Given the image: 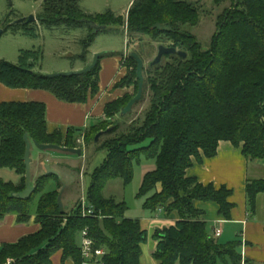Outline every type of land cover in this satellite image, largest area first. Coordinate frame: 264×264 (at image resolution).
Masks as SVG:
<instances>
[{"label":"trees","instance_id":"1","mask_svg":"<svg viewBox=\"0 0 264 264\" xmlns=\"http://www.w3.org/2000/svg\"><path fill=\"white\" fill-rule=\"evenodd\" d=\"M229 1V7L217 18L206 50L187 30L200 20L198 8L191 2L133 0L127 17L122 19L111 13L86 15L79 9V0L44 1L43 14L37 20L43 26H86L92 40L103 31L96 32L94 27L106 29L113 25L125 29L127 36L168 42L166 47L186 53V58L167 55L164 58L169 61L164 65L162 61L156 66L149 64L143 86V95L148 87L149 99L143 118L126 131L95 144L97 150L106 152V160L92 176L87 199L100 219L83 216L81 206L74 207L71 213H61L56 191L62 184L55 175L39 176L27 200L12 194L25 188V135L31 143L78 149L81 138L87 148L103 131L98 128L120 114L138 88L131 53L122 61L126 73L116 88L133 87L135 95L125 94L107 103L104 119L83 134L76 135L68 129L64 140L60 132L48 134L42 103L0 104V170L14 171L20 177L16 184L0 179V222L9 214L16 215L18 223L30 222V202L38 196L34 220L40 226L36 233L17 243L1 246L0 264L8 260L12 264H52L51 257L56 252L61 254V262L82 264L76 237L84 229L94 248L105 250L104 264H142L141 247L147 241V232L139 221L124 217V203L102 195L109 180L120 178L124 185L130 183L133 163L140 155L155 160V169L144 175L138 192L142 196L155 190L144 208H163L168 214L178 215L173 226L155 230L152 236L156 241L152 257L157 264H217L219 260L241 264L237 253L240 241L218 244L207 233V224L201 219L203 212L193 206L196 201L213 202L218 214L228 221L234 207L229 202L231 190L202 185L186 176L192 160L214 157L221 141L240 147L249 162H264V0ZM104 55L107 54L89 73L65 77H49L33 72L27 64L15 66L0 61V83L12 89L45 90L68 103H84L97 92L99 63ZM116 131L117 127L108 134ZM145 141L148 144L142 146ZM50 177L56 189L45 191L44 180ZM245 194L250 212L255 213L257 198L264 195V179H248Z\"/></svg>","mask_w":264,"mask_h":264},{"label":"rangeland","instance_id":"2","mask_svg":"<svg viewBox=\"0 0 264 264\" xmlns=\"http://www.w3.org/2000/svg\"><path fill=\"white\" fill-rule=\"evenodd\" d=\"M44 1L0 0V61L15 66L30 63L31 67L40 69L41 73L45 75H50L72 72L75 71V67H81V64L88 62L91 64L94 55L99 53L107 54L103 56L104 58L122 57L123 62L130 53H136L144 63L143 77L146 81L149 64L157 55V47L159 45L166 47L169 44L168 42L157 43L148 37L138 35L127 36L125 29L113 25L107 26L105 30L94 35L92 40L89 39L92 33L86 26L76 29L65 26L48 28L37 21L43 14ZM132 1L79 0V9L86 15L97 16L111 13L115 18L125 19ZM184 1L196 4L199 10V23L192 28H187V30L194 35L201 44L202 49L206 50L215 32L217 18L225 8L229 7L230 1ZM29 16H34L35 21L26 25L15 24L17 20L28 18ZM127 40L130 41L128 47ZM167 61L169 59H162V65ZM127 89L128 96L135 95L133 87H128ZM148 99L149 92L146 86L142 99L134 105L129 114L124 117L118 114L98 128L103 131L108 129L112 131L117 127V131L110 135L108 133L102 135L96 145L126 131L131 124L141 120L148 107ZM77 144L81 146L82 154L80 156L61 151L40 152L34 146L31 148L32 186L39 176L46 173L43 168L44 165H48L55 170L58 178H60L62 187L65 188L62 194V204L66 214L71 213L74 207H79L82 201L86 205L89 204L87 194L92 176L96 169L106 160V152L97 150L94 143L87 148L83 146L81 141H78ZM147 144L148 141H145L142 146ZM154 169L155 160L140 155L133 163V176L130 183L124 185L123 180L120 178L109 180L104 185L103 197L116 203H124L126 206L125 218L136 220L140 223L148 219L164 218L165 209L157 208L153 211L144 208L146 199L155 190L146 195L138 196L144 175ZM250 169L253 175L256 172L255 168L250 167ZM260 172H263V170ZM44 183L46 185L45 191L56 189V182L51 177L50 179H45ZM60 191L61 188L57 189L56 193L59 195ZM38 198L37 196L30 202V214L32 217H35ZM255 213L260 216L264 214V195H260L257 198ZM207 230L211 233L210 224H207ZM234 239V236L228 239V235L224 234L217 241L218 244L225 245L234 241ZM151 240V236L147 237L145 244L150 245ZM80 241V237L77 236V246ZM217 264L230 263L218 261Z\"/></svg>","mask_w":264,"mask_h":264},{"label":"crops","instance_id":"3","mask_svg":"<svg viewBox=\"0 0 264 264\" xmlns=\"http://www.w3.org/2000/svg\"><path fill=\"white\" fill-rule=\"evenodd\" d=\"M99 64L97 92L94 95H89L84 103H68L57 99L45 90L12 89L0 83V104L42 103L45 106L48 134L60 132L63 140L68 129H72L76 135L83 134L85 130L104 119L103 110L107 103L128 93L127 88H116V84L126 73L122 67V57L102 58ZM88 65H90L89 62L81 64V67H75V71L82 70ZM26 67H29L33 72L41 73L40 69L31 67L30 63ZM78 141L83 143L81 138ZM250 167L255 168L256 172L253 175L250 172ZM262 170L263 172H260ZM186 176L195 178L202 185L212 184L216 188L224 186L231 190L232 195L229 202L234 204V207L228 221L218 214V206L213 202L196 201L193 206L203 212L201 219L206 224H210L211 233L207 230L210 236L213 235V229L219 227L222 233L218 239L227 234L228 239L234 236V241H240L237 253L241 256V262L264 264V214L260 216L250 212L245 194V185L248 179H264V162H249L242 155L240 147L237 148L230 142L221 141L218 143L214 157L204 158L201 156V161L193 159L191 167L186 170ZM0 179L15 184L20 181V177L11 170H0ZM34 219L32 217L30 222L22 224L17 222L16 215H6L0 222V247L6 244H15L20 239L36 233L40 226ZM177 221L176 212L169 214L166 212L164 218L148 219L139 223L141 229L147 232V237H152L155 230L173 226ZM221 226L223 227L221 228ZM155 248L156 241L153 237L150 245H142L140 257L142 264H157L152 257ZM51 261L52 264H73L71 260L61 262L59 252L52 255Z\"/></svg>","mask_w":264,"mask_h":264},{"label":"water","instance_id":"4","mask_svg":"<svg viewBox=\"0 0 264 264\" xmlns=\"http://www.w3.org/2000/svg\"><path fill=\"white\" fill-rule=\"evenodd\" d=\"M35 21L34 16H29L28 18H22L19 19L15 22V24H29ZM96 32L102 31L105 29V27H94ZM104 53H99L94 55L93 60L90 65L85 67L82 70L78 71H72L68 73H58V74H50L48 75L49 77H65V76H77V75H85L89 73L94 67L97 65L99 58L103 55ZM167 55H175L180 58H186V53L182 51H178L174 48L171 47H165L163 45H159L157 47V55L154 58L152 62H150L151 66H156L158 65L162 59L167 56ZM131 57L135 60L136 62V77L138 80V88H137V93L136 95L129 100V102L126 104V106L121 110L120 116L124 117L125 115L129 114L132 111V108L134 107L135 104H137L143 96V86H144V77H143V68H144V63L141 60V58L136 54V53H131ZM109 129L106 131H100L95 135L94 138V144L98 142L100 137L104 134L109 133ZM24 143H25V153H24V165H25V188L23 191L19 193H13L12 197L18 198L19 200H27L34 192V187L31 184L32 180V174H31V164H32V159H31V148L34 146L38 151L40 152H46V151H61L64 153H70V154H75L77 156H80L82 154V150L78 148H61L56 145H41L38 143H31L28 139V136H24ZM44 169L46 170L45 175H55L58 176L56 171L51 169L50 166L44 165ZM64 187L61 188V191L57 197V206L60 210L61 213H64L63 209V204H62V194L64 191Z\"/></svg>","mask_w":264,"mask_h":264},{"label":"built area","instance_id":"5","mask_svg":"<svg viewBox=\"0 0 264 264\" xmlns=\"http://www.w3.org/2000/svg\"><path fill=\"white\" fill-rule=\"evenodd\" d=\"M82 215L87 217H97L101 218L100 214L95 213V210L91 205H86L83 201L81 202ZM222 230L219 227L213 229L212 237L218 239L221 236ZM78 236L80 237V244L78 248L80 249L81 257L83 259L82 264H104L103 257L105 256V250L102 248H94V242L88 237L86 229L82 230ZM6 264H12L10 260ZM244 264V261L241 262Z\"/></svg>","mask_w":264,"mask_h":264}]
</instances>
